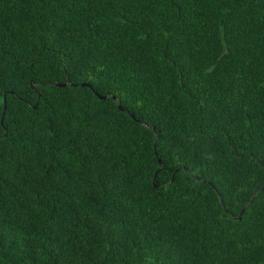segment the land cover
I'll return each mask as SVG.
<instances>
[{"label": "trees", "instance_id": "1", "mask_svg": "<svg viewBox=\"0 0 264 264\" xmlns=\"http://www.w3.org/2000/svg\"><path fill=\"white\" fill-rule=\"evenodd\" d=\"M0 264H264V0H0Z\"/></svg>", "mask_w": 264, "mask_h": 264}, {"label": "water", "instance_id": "2", "mask_svg": "<svg viewBox=\"0 0 264 264\" xmlns=\"http://www.w3.org/2000/svg\"><path fill=\"white\" fill-rule=\"evenodd\" d=\"M57 86H59V87H61V86H64L65 85V83H57L56 84ZM78 85H81V86H86V87H90L87 83H79ZM95 93V92H94ZM97 95V97H99V98H104L105 97V95H98V94H96ZM111 98L113 99V100H115V97L114 96H111ZM117 107H118V109H120V110H123V108L121 107V106H119V105H117ZM159 162V161H158ZM244 208V207H243Z\"/></svg>", "mask_w": 264, "mask_h": 264}]
</instances>
